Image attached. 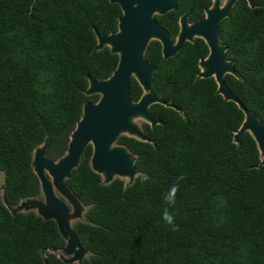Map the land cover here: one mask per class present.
Segmentation results:
<instances>
[{"label":"trees","instance_id":"16d2710c","mask_svg":"<svg viewBox=\"0 0 264 264\" xmlns=\"http://www.w3.org/2000/svg\"><path fill=\"white\" fill-rule=\"evenodd\" d=\"M252 1H234L219 38L237 73H224L226 85L264 121V0ZM210 3L176 0V8L154 16L173 38L180 13L194 20ZM119 13L109 0H0V182L9 205L41 197L34 146L44 142L46 155H62L82 103L98 98L84 93L86 74L106 77L117 54L106 45L92 50L94 29L115 30ZM206 52L198 36L165 58L159 41H148L150 90L176 108L149 105L162 122H140L148 140L117 136L134 154L131 183L118 176L102 182L89 164L91 145L84 146L65 178L84 205L71 223L87 250L81 260L46 251L64 244L55 221L32 209L11 213L0 189V264H44V253L48 264H264V163L247 130L232 139L242 110L222 99L212 76H196ZM141 91L132 77L131 97ZM181 176L171 207L164 195ZM166 207L178 231L162 220Z\"/></svg>","mask_w":264,"mask_h":264},{"label":"water","instance_id":"95a60500","mask_svg":"<svg viewBox=\"0 0 264 264\" xmlns=\"http://www.w3.org/2000/svg\"><path fill=\"white\" fill-rule=\"evenodd\" d=\"M120 7L116 29L102 33L94 29L95 43L92 50L106 45L117 54L111 72L102 78L86 74L85 94L98 93L94 101L82 103L81 114L68 135L67 146L56 159L44 153L45 143L34 146L31 155L32 170L38 178L41 197H22L16 204L9 205L5 200V186L0 184L1 199L11 213L32 209L43 219L52 218L64 239L61 247H48L67 262H79L87 250L82 246L72 228L71 219H81L84 205L65 183L70 170L76 166L86 144L91 145L90 167L101 176V181L109 182L113 177L124 178L131 183L138 172L134 164V154L126 145L116 142L120 134L148 140L144 130L135 120L141 118L149 126L161 123L149 105L159 102L176 108L159 93L150 90L154 65L144 57L145 47L150 39L160 43V51L165 58L174 54L185 40L201 37L207 45V52L197 60L199 67L196 76H212L216 82L215 91L222 99L233 100L242 110L243 117L232 139L236 142L242 131L247 130L253 137L264 163V121L246 108L226 85L223 75L237 76L232 60L225 55V45L220 42L219 22L227 15L235 0H211L204 7L203 15L188 20V10L178 16V30L174 38L154 16L176 8V0H109ZM252 6V0H246ZM134 78L141 87L137 99L130 95V79ZM58 195H57V193ZM44 264L47 263L45 253Z\"/></svg>","mask_w":264,"mask_h":264},{"label":"clouds","instance_id":"9594fccd","mask_svg":"<svg viewBox=\"0 0 264 264\" xmlns=\"http://www.w3.org/2000/svg\"><path fill=\"white\" fill-rule=\"evenodd\" d=\"M180 180H183L182 176L178 178L176 183L169 186L167 192L164 195V200L166 204H168L171 207H174L177 202V195L180 191V185H179ZM162 220L169 226V229L171 231L179 230V225H177L175 222V214L172 211H170L169 208L167 207L162 212Z\"/></svg>","mask_w":264,"mask_h":264},{"label":"rangeland","instance_id":"374dc122","mask_svg":"<svg viewBox=\"0 0 264 264\" xmlns=\"http://www.w3.org/2000/svg\"><path fill=\"white\" fill-rule=\"evenodd\" d=\"M139 124H140V122L141 121H143V119H141V118H136L135 119ZM0 180H1V175H0ZM0 184H1V182H0ZM57 193V192H56ZM57 195H58V193H57ZM82 217H83V213H82ZM75 219H71V223L74 221Z\"/></svg>","mask_w":264,"mask_h":264},{"label":"flooded vegetation","instance_id":"af4514ba","mask_svg":"<svg viewBox=\"0 0 264 264\" xmlns=\"http://www.w3.org/2000/svg\"><path fill=\"white\" fill-rule=\"evenodd\" d=\"M194 38V37H193Z\"/></svg>","mask_w":264,"mask_h":264}]
</instances>
